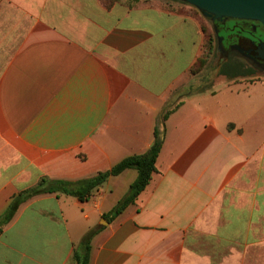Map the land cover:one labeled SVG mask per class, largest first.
<instances>
[{"label":"crops","instance_id":"0c3cea01","mask_svg":"<svg viewBox=\"0 0 264 264\" xmlns=\"http://www.w3.org/2000/svg\"><path fill=\"white\" fill-rule=\"evenodd\" d=\"M184 4V5H183ZM178 0H0V215L41 177L77 180L142 154L156 171L101 220L136 170L86 201L41 193L0 232V264H264V82L195 90L204 33Z\"/></svg>","mask_w":264,"mask_h":264},{"label":"trees","instance_id":"16d2710c","mask_svg":"<svg viewBox=\"0 0 264 264\" xmlns=\"http://www.w3.org/2000/svg\"><path fill=\"white\" fill-rule=\"evenodd\" d=\"M103 2L106 6L112 5L114 2H122L130 5L134 3L135 0H103ZM186 9L199 20L204 33L203 50L207 48L206 52L210 53L212 51V42L210 35H207L205 29L203 28V17L194 7H186ZM206 44L208 45L206 46ZM203 60H205V58H202L200 55L191 67V73L195 72L194 68L197 62L203 64ZM217 75L235 79L237 77H249L254 75V73L250 69H247L245 64L241 61L229 60L220 62L217 69ZM180 104L181 101H176L173 103H167L164 106L162 112L157 117V122L153 132V143L147 152L129 155L107 170L98 171L91 176L77 180L57 179L43 176L35 186L19 192L12 198L6 211L0 215V232L3 229V226L11 220L18 206L25 200L35 195L41 193H63L74 196L80 201H86L101 185L107 181L109 177L119 175L126 169H134L137 174L135 179L130 183L126 194L117 202L109 213H105L103 215L104 219L109 222L112 221L115 217L122 213L128 205L135 202L138 195L150 182L153 173L156 171L155 164L165 135V121ZM97 231V228L88 230L83 235L80 242L74 247L73 259L77 264H88L91 250V239Z\"/></svg>","mask_w":264,"mask_h":264},{"label":"flooded vegetation","instance_id":"af4514ba","mask_svg":"<svg viewBox=\"0 0 264 264\" xmlns=\"http://www.w3.org/2000/svg\"><path fill=\"white\" fill-rule=\"evenodd\" d=\"M221 61L238 60L254 75L264 73V23L258 20L227 18L214 21Z\"/></svg>","mask_w":264,"mask_h":264},{"label":"water","instance_id":"95a60500","mask_svg":"<svg viewBox=\"0 0 264 264\" xmlns=\"http://www.w3.org/2000/svg\"><path fill=\"white\" fill-rule=\"evenodd\" d=\"M211 20L223 18L251 19L264 23V0H178ZM264 58V55H262ZM101 220L108 223L104 218Z\"/></svg>","mask_w":264,"mask_h":264},{"label":"rangeland","instance_id":"374dc122","mask_svg":"<svg viewBox=\"0 0 264 264\" xmlns=\"http://www.w3.org/2000/svg\"><path fill=\"white\" fill-rule=\"evenodd\" d=\"M196 9V8H195ZM197 10V9H196ZM198 11V10H197ZM200 13V15L203 17V28L205 29V32L207 35H210L211 38V42H212V51L210 53H207V48L205 50H203L201 57L205 58L204 63H199L197 62L196 66H195V72L193 74H195V90H200V89H204V88H208V87H213L215 86V84H217L218 82L221 81H238V80H244V81H263L264 82V73L263 74H255L249 77H237V78H228L225 76H218L217 75V69L218 66L221 62V53L218 52L217 49V44H216V35L214 32V21L216 20H220V19H216V20H211L208 17H205L202 15V13L200 11H198ZM227 19V18H224ZM208 44H206L207 46ZM194 71V70H193Z\"/></svg>","mask_w":264,"mask_h":264}]
</instances>
